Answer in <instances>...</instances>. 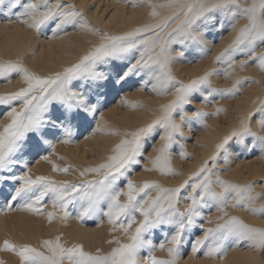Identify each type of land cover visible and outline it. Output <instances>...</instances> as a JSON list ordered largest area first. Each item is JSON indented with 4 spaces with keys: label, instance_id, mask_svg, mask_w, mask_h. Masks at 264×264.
<instances>
[{
    "label": "bare ground",
    "instance_id": "bare-ground-1",
    "mask_svg": "<svg viewBox=\"0 0 264 264\" xmlns=\"http://www.w3.org/2000/svg\"><path fill=\"white\" fill-rule=\"evenodd\" d=\"M17 2V7H11L10 0H0V64H20L30 73L48 78L78 63L102 42L105 34L121 36L156 25L176 12L181 4L192 0H177V3L169 7L161 5L169 4L170 0H50L53 5L59 2L65 12L71 10L68 6L74 5L75 10L83 16L69 18L63 24L59 23V17L53 18L39 30L21 23L18 17L29 2L37 4L43 10L42 0ZM133 3L138 6L133 7ZM238 3L246 8L259 3V0H238ZM153 11L157 15H152ZM20 19L27 20L28 24L32 23L27 16ZM85 21L87 25L82 27ZM248 22L246 17L240 16L238 20H234L221 11L209 13L206 18L198 20L194 26L198 37L196 41L174 42L171 46L174 59L169 65L173 77L170 80L161 77L158 81L154 78L156 74L153 71L141 69L119 81V74L129 60L138 58L135 52L130 55L129 60L109 61L98 66L99 71L105 74V80H73L68 86L70 90L82 95L86 103L96 105L98 115L74 109L71 115L66 116L63 106L54 102L44 113L41 132L29 134L20 141L16 152L10 157L9 165L0 169V231L6 236L2 238L0 234V264H24L17 252L3 250L6 241L17 248L29 245L45 255L50 253L44 242L52 241L55 245L58 241L64 248L82 246L86 256L96 257L110 256L120 244L131 243L130 237L137 225H133L125 233L119 227L121 223L127 222L125 217L122 216L116 225L109 223L104 214L107 211L106 202L101 204L100 210L81 220L77 216L82 202L71 201L65 218V210L53 207L55 197L49 193L44 196L40 205H36L41 208L38 214L24 207L28 202L27 197L10 199L14 188L19 187L15 177L28 175L36 179L44 176L57 184L66 181L77 185L100 179L103 171L84 176L80 173L107 163L122 140L132 139V133L152 125L164 115V106L176 99L178 88L204 77H207V83H199L189 90L188 102L172 111V119L179 125V130L172 134L171 142L165 149L166 162L162 161L164 170L153 163L161 155L159 150L165 144L163 137L167 130L163 124H159L142 136L136 162L127 166L124 176L116 180L115 187L127 193V181L131 180L137 189L143 188L145 183L180 189L176 209L185 213V217L174 216L173 219L184 220L185 235L181 238L177 264H264V248L249 247L251 242L248 240L236 241L235 237H231L226 242L229 246L227 255L211 257L206 254L212 243L211 237L201 245L198 252H193V244L187 243L194 230L200 228L201 236L193 235L194 240L200 239L206 235L207 229H214L232 217L264 231V215L253 214L248 206H234L231 198L224 211H221L219 201L205 196L203 202L197 205L199 214L192 217L191 224H188L186 218L187 210L192 204L188 197L199 199L202 195L201 190L194 189L193 186L203 179L205 173H200V170L205 164L211 173L212 190L222 191L220 186H216L218 179L230 184L250 186V195L257 197L251 207H264V142L255 139L257 136L264 137V128L261 127L263 120L256 123L257 119H264V69L259 66L258 60L249 55L246 48L231 52L219 61L217 59L230 49L239 30ZM178 23L180 20L172 23L169 31ZM146 35L151 36L153 33ZM255 51L257 56L264 55V43L257 42ZM180 52L183 55H177ZM27 86L19 73H12L10 82H4V78L0 77V95L16 92ZM234 88L238 89L234 95L222 94V90ZM10 106L19 111L23 107V101L0 105V131L11 122L5 115ZM197 113L206 115L198 116ZM182 116L185 118L182 119ZM243 123L250 126L254 135L232 137L231 133L239 131ZM53 124L58 127H52ZM63 126L70 127L72 133L75 128L78 129L79 136L71 138L72 141L68 140L67 143L62 142L65 139L61 130ZM193 126L196 127L195 132H191ZM225 137H229L228 142L223 148H218ZM34 147L39 148L35 151ZM252 149L257 150V157L253 161L248 159ZM235 154L248 160H234ZM45 156L48 157L47 160L43 158ZM222 161L229 166L221 167ZM248 165L251 168L247 169ZM169 167L175 175L169 173ZM242 167L247 170L241 172ZM56 168H67L68 172L56 171ZM159 192L158 188H149L146 192H138L137 200L142 202L147 196L155 199ZM127 199V195L120 196L122 204L127 203ZM9 205L10 208L20 205L21 209L14 208L10 213ZM52 212L56 215L50 221L48 214ZM201 212L210 217L204 219L205 225L199 226L198 216L203 215ZM9 215L11 229L5 226ZM133 215L137 224L143 220L138 211ZM217 221L219 224L215 223ZM169 231H173V234L175 225H163L145 234V239H151L155 247L140 249L138 264H146L149 255L157 260L169 257L167 249L172 247L171 244L166 243L163 250L159 248V244L170 237ZM185 244L189 245L188 249ZM64 264L70 262L65 260Z\"/></svg>",
    "mask_w": 264,
    "mask_h": 264
},
{
    "label": "snow or ice",
    "instance_id": "snow-or-ice-1",
    "mask_svg": "<svg viewBox=\"0 0 264 264\" xmlns=\"http://www.w3.org/2000/svg\"><path fill=\"white\" fill-rule=\"evenodd\" d=\"M177 0H170L167 5L162 7L173 6ZM11 7H17V0H10ZM43 10L35 3H27L20 17H29L32 21L28 24L27 20L18 19L21 23L26 24L30 28H39L53 18L59 17V23L63 24L69 18L81 17L83 14L75 10L74 5L68 6L70 11H63L61 4L57 2L53 5L50 0H42ZM138 6L133 3V7ZM155 7V6H153ZM236 9V11H233ZM221 11L231 16L234 20H238L240 16L246 17L249 21L243 28L239 30L236 39L230 46V49L218 57V61L226 55H230L238 49L246 48L249 55L259 61V66L264 69V55H256L257 42L264 43V0H259V3H253L249 7H242L238 0H192L190 3L181 4L180 8L171 16L165 18L156 25L147 26L145 28L136 29L135 31L126 33L121 36H110L105 34L102 42L93 48L88 54L84 55L78 63L67 67L62 73H56L54 77L41 78L33 73H30L20 64L7 63L0 64V77L4 78V82H10L12 73L22 75L24 82L28 85L26 88H21L19 91L12 92L6 95H0V105H11L17 100L23 101L21 110L15 107H9L5 115L10 118L11 122L4 126L3 131H0V169H5L10 163V157L16 152L18 144L29 134L40 133L44 125V113L48 111L49 105H54L57 102L63 106L66 116L71 115L73 110H83L86 113L94 114L96 109L94 106L85 102V98L79 93L73 92L68 87L69 84L77 78H89L95 81L106 79L105 74L99 71L98 66L115 60H129L132 53H136L138 58L130 59L119 74V81L127 79L128 76L135 74L141 69H149L156 75L158 81L161 77L167 80L172 79L169 65L174 59L171 46L174 42L185 43L193 42L198 39L194 26L198 20L206 18L209 13ZM152 15H157L153 11ZM182 17V19H181ZM176 20L180 23L171 31L169 28ZM87 22L85 21L86 26ZM59 27V24L57 25ZM147 33H153L148 36ZM177 55H183L182 52ZM244 62H241L243 66ZM199 83H207V77L202 80L193 81L189 85H182L177 89L176 99L164 106V115L157 119L152 125L142 128L137 132L132 133V139H124L114 149V155L108 158L107 163L101 164L96 168H89L80 175L84 176L87 173H100L103 175L98 180L86 181L82 184H70L56 181L48 177L40 176L32 179L28 175L15 177L19 182V187H15L10 199L15 200L21 196L28 198V202L24 207L29 211H35L38 214L41 212L40 205L44 196L49 193L54 194L53 207H59L65 210V218H67V206L69 202L79 200L82 202L81 211L77 219H83L98 210L102 203H105L107 211L104 213L109 220V223L116 225L117 221L123 216L126 218V223H121L120 228L127 233L133 225L135 227L134 234L131 235V243L120 244L115 248L110 256L96 257L86 256L82 250V246L76 248H64L57 241L53 245L52 241H45V246L49 249L48 255L38 251L29 245H22L17 248L15 245L5 242L6 250L17 252L24 261V264H64L65 260L72 261L74 264H138L137 255L142 248H154L151 239H145V234L163 225H175V231L170 237H166L164 242L159 244V248L163 250L165 244H171L172 247L167 249L170 259L157 260L154 256L149 255L148 261L150 264H177L179 259V246L185 228L184 220H174L173 217H185V213H180L176 209L178 193L180 189L162 188L158 184L145 183L143 188L137 189L131 180L127 181V193L121 192L115 187L116 180L124 176L128 165L136 162V157L140 153L142 136L152 130L155 125L163 124L166 128V133L163 139L165 144L159 150L161 155L158 156L153 163L161 167L163 171L162 161L166 162L164 155L165 149L169 146L172 134L179 130V125L172 119V111L183 103H187V93ZM55 86V87H54ZM238 91L237 88L232 90H222V94L234 95ZM39 95H36V93ZM198 116L206 115L197 113ZM184 119L185 117H181ZM63 123V122H61ZM52 127H58L53 124ZM261 127L264 128V121L261 122ZM63 136L65 139L62 142L67 143L72 135L70 127H62ZM245 134H251L250 126L243 123L239 131L231 133L232 137H243ZM229 137H225L224 141L219 144L218 148H223L228 142ZM255 139L264 142V137L257 136ZM45 160L47 156L43 157ZM56 171L68 172L67 168H56ZM169 173L171 172L169 167ZM200 173H205L203 179L196 183L193 188H199L202 195L196 197H188L192 200V204L187 210V222L192 223V217L198 215L197 205L202 203L205 196L211 197L220 202V210L224 211L231 198L234 201V206H248L253 214L264 215V207L253 208L251 204L257 197L250 195L252 189L250 186H240L230 184L227 181L218 179L217 184L222 188V191L216 192L212 190L211 173L207 168V164L201 168ZM200 173H197L199 176ZM149 188H158L160 190L158 196L153 199L147 196L143 201L137 200L138 192H146ZM38 192V194H35ZM127 195V203L120 202V196ZM147 205V207H145ZM167 206V207H166ZM11 207L10 205L8 206ZM138 211L143 220L137 224L134 212ZM227 215V212L224 213ZM55 213H49L48 217L51 221L55 218ZM212 238L211 246L207 248L208 256H226L229 251L227 241L231 237H235L236 241L241 239L248 240L251 243L249 247L264 248V231L252 228L245 224L242 220L232 217L226 220L223 224L217 225L216 228L207 229L206 235L200 239H195L192 245V251L198 252L201 245L208 238ZM119 243V241H117ZM78 257V258H77Z\"/></svg>",
    "mask_w": 264,
    "mask_h": 264
},
{
    "label": "rangeland",
    "instance_id": "rangeland-1",
    "mask_svg": "<svg viewBox=\"0 0 264 264\" xmlns=\"http://www.w3.org/2000/svg\"><path fill=\"white\" fill-rule=\"evenodd\" d=\"M91 106H94V107H96V105H93V104H91ZM97 108V107H96ZM98 111H96L95 112V116H97L98 115V113H97ZM205 118V117H204ZM92 119H94L93 117H92ZM261 120H263L264 121V119L263 118H260V119H257L256 120V123L257 122H259V121H261ZM196 127L195 126H193V130L191 131V132H195L196 130H194ZM58 132H60V130L58 131ZM76 133H78L77 135H75ZM77 136H79V130L78 129H76L75 128V131H73V133H72V135H71V137L70 138H68V140H70V141H72L71 140V138H76ZM187 142H185L184 144L185 145H187L186 144ZM44 146H45V144H44ZM35 148V151H36V148H39V147H34ZM236 156V157H235ZM247 157V156H246ZM257 157V150L256 149H252V153L250 154V156L248 157V159H250L251 161H253L255 158ZM233 158H234V160L236 159V160H238V161H243L244 159L243 158H240L238 155H233ZM247 158L244 160V161H246V160H248ZM229 165H226V163L225 162H221V167H223V168H227ZM243 168V167H242ZM247 169L248 168H251V165H248V167H246ZM242 169L241 170V172H244V171H246L247 169ZM231 180V178L229 179V181ZM216 186L218 187L219 186V184H216ZM18 204H20V203H18ZM19 206L20 205H16V206H12V207H14V208H9V212L11 213L12 212V210L14 209V210H19V209H21V208H19ZM202 213V212H201ZM203 215H201L200 217L198 216V222L200 223L199 224V226H202V225H205L204 223L206 222V221H204V219H207L208 217H210V216H208V214H206L205 212H203L202 213ZM9 217H10V215L8 216V221L7 222H5V226L7 227V228H9V229H11L12 228V221L11 220H9ZM210 219V218H209ZM215 223H217V224H219V221H217V222H215ZM200 229V228H199ZM194 230L193 231V235H197V236H201V230ZM172 232L173 231H169V234H172ZM0 234H1V236H2V238H4V237H6L5 236V234H4V232H2V231H0ZM183 236L185 235V234H182ZM193 235H190V237H189V239H188V241H187V243L188 244H193L192 242H194V236ZM196 236V237H197ZM188 246L189 245H186L185 244V248L186 249H188ZM203 246V245H202ZM3 250H5V252H6V248H5V244L3 245ZM200 253V252H199ZM20 259H21V261H23L22 260V258L21 257H19ZM167 259H170V256L168 257V258H165V260H167ZM24 262V261H23ZM68 262H70V264H74V262H72V261H68ZM146 264H150V262L149 261H147L146 262Z\"/></svg>",
    "mask_w": 264,
    "mask_h": 264
}]
</instances>
